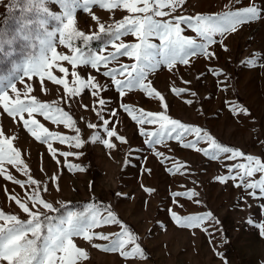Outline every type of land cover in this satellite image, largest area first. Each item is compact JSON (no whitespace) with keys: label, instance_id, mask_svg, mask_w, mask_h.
<instances>
[{"label":"rangeland","instance_id":"rangeland-1","mask_svg":"<svg viewBox=\"0 0 264 264\" xmlns=\"http://www.w3.org/2000/svg\"><path fill=\"white\" fill-rule=\"evenodd\" d=\"M8 2L4 0V4H0V42L6 44V52L4 50L1 54L5 53L8 57L0 61V70L11 69V73L0 79V92L7 93L10 103L19 97L24 102L35 100L53 109L60 108L68 113L71 121L54 124L38 113L32 117L24 113L21 119L20 116H9L0 104V132L4 133L0 140L12 141V147L21 153L20 167L24 169L18 171L7 163L0 166L4 169L0 173V211L16 215L21 220L29 219L16 200L31 208L28 197L34 189L41 199L60 210L49 213L53 216L66 215V209L81 212L92 204L100 209L101 218L107 215V210H111L137 238L147 257L125 259L119 252L102 251L110 245V241L94 239L92 244L98 245L94 248L82 237H75L73 242L87 253V258L78 264H225V261L227 264H264V237L258 228L247 223L250 218L264 223V193H260L259 189L236 187L239 180L225 179L221 182V178L228 175L229 166L248 164L247 156L264 164V63H255L264 57V18L228 34L222 44L210 46V50L215 49L211 60L192 58L195 62L190 67L178 65L179 71L175 75L165 66L150 75L151 87L164 97L163 101L152 99L138 90L126 92L121 97L110 78L100 75L105 70L103 65L100 72L90 68L86 70L80 65L73 68L67 61L53 62L51 53H48L52 64L48 71L53 77L63 79L69 89L75 81L73 72L81 78L94 77L93 82L109 85L104 90L98 89L96 96L92 95L91 89H85L69 99L70 93L64 90V85H56L47 76L41 80L35 74L24 76L22 71L13 75L29 56L39 54L40 40L46 39V36L35 21L46 17L39 16L35 11L27 13L25 18L34 23L30 28L22 29L20 10L17 8L9 13L5 7ZM249 3L250 0H184V4L178 6L176 15L221 16L229 11L242 10ZM256 3L264 7V0H256ZM49 7L56 13L62 11L56 4ZM163 11L167 13L169 10ZM132 15L122 7L109 10L96 5L91 7L90 12L77 9L75 30L97 38L90 40L87 46L81 40L74 43L85 52L107 55L115 50L112 44L120 41H115L107 32H100V24L105 29L110 26L114 29L116 22ZM169 18L166 15L158 19ZM17 20L19 24L14 22ZM13 23L17 26L13 27ZM47 27L51 31L60 25L49 21ZM183 34L195 35L190 30ZM25 36L28 38L25 39ZM122 39L138 42L133 36ZM58 41L59 34L53 41L57 54L72 55L70 49L59 45ZM153 42L160 43L158 39ZM16 58L18 62H13ZM249 61V66H245ZM120 62L134 61L121 57ZM59 67L67 71L60 73ZM107 67L118 68L119 64L113 62ZM10 84L15 85L16 92L12 91ZM99 99H106V105L101 106ZM165 104L168 105L167 110ZM122 105L133 109L136 115L141 110L166 114L187 126L198 127L223 146L240 151L242 156L234 160L224 156L211 160L203 152L185 149L175 140L167 141V146L154 145L149 149L140 129L154 131L159 125L142 126L136 123L131 115L123 111ZM101 107L115 136L104 132L105 125L98 118ZM233 107L236 112H232ZM109 109L118 115H111ZM240 109L247 111L241 114ZM31 119L43 124L50 133L68 137V141L42 143L36 140L24 127V120ZM66 123L72 126H66ZM90 124L96 127L90 128ZM97 135L100 139L93 142L92 138ZM77 136L83 142L80 148L75 147ZM105 141L114 146L108 148ZM197 147L208 148L209 145L201 143ZM156 152L163 153V156L157 157ZM164 157L168 160L161 163ZM173 160L181 168L179 173L169 171L174 167ZM7 175H11L12 180H6L4 177ZM262 176L264 174L255 173L250 180L256 181ZM29 179L35 184H30ZM17 180L20 184L15 183ZM175 192H195L197 195L190 199L177 198L173 196ZM99 201L103 204L100 205ZM37 209L47 211L39 204L33 210ZM173 213L179 222L173 219ZM208 214H211V219L199 226L187 227L183 223L188 216ZM120 230L118 225L112 224L93 231L114 238ZM131 247L128 246L129 249Z\"/></svg>","mask_w":264,"mask_h":264},{"label":"snow or ice","instance_id":"snow-or-ice-1","mask_svg":"<svg viewBox=\"0 0 264 264\" xmlns=\"http://www.w3.org/2000/svg\"><path fill=\"white\" fill-rule=\"evenodd\" d=\"M0 4H4V0H0ZM50 4L58 5L62 11L60 13L53 12L49 7ZM184 0H9L5 5L9 13L17 8L21 12V28H30L34 23L32 20L26 19L25 14L35 11L39 16L46 17L35 21L39 28L44 30L46 39L40 40L41 49L37 56H29L22 66L15 69L13 75L23 72L24 76L38 75L41 80L47 76L49 81H53L56 85H64V90L70 93L69 99L75 98L85 89H91L92 95L96 96L97 90L109 88L108 84H102L92 78H81L75 72L72 75L75 77L74 85L69 89L68 84L63 79H57L48 71L52 67L49 62L67 61L75 68L77 65L87 69H95L100 72L103 65L105 70L100 72V75L110 78L111 84L122 97L126 92L138 90L147 93L152 99L164 100V97L158 91L151 87L149 80L150 75L154 74L161 66H165L170 73L175 75L179 70L178 65L191 66L195 61L192 58L213 59L215 49L210 50V46L220 45L228 34L235 33L240 27L250 22L258 21L264 18V7H259L256 0H250L248 6L242 10L226 12L221 16L211 15H176L178 6H182ZM98 5L100 8L120 9L121 7L128 13L134 15L129 16L122 21L116 22L114 29L110 26L105 29L103 24H100V32H107L114 37V51L108 52L107 55L96 54L95 52H85L83 48L76 46L74 41L81 40L85 46L89 41L97 38L94 36L85 35L81 31L74 28L75 13L77 9H83L85 12H90L92 6ZM168 9L166 13L163 11ZM166 15L169 19L163 18ZM94 20L95 16L92 17ZM49 21H55L60 27H55L53 30H48ZM98 22V21H97ZM99 23V22H98ZM184 27H181V26ZM190 30L194 36L184 35ZM59 34V45L70 49L72 55H58L56 45L53 41ZM2 35V32H0ZM133 36L138 42H125L122 38ZM219 37V39H216ZM25 39L28 37L25 36ZM154 39L160 41L159 44L153 42ZM224 50L227 48L225 46ZM121 57H127L133 60L132 63L120 62ZM117 63L119 67L108 69L110 63ZM251 61L246 62L245 66H249ZM256 64L264 63V57ZM67 70L64 67H59V72L64 73ZM120 77H123L121 79ZM11 77H9V81ZM189 83V81H184ZM75 85H79L76 87ZM12 91L16 92L14 84H10ZM31 91V89H29ZM27 95V93H25ZM195 95V93H191ZM106 99H99V104L105 106ZM191 103V101H188ZM0 104L3 105L4 111L9 116H20L23 119V114L27 113L32 117L34 113H38L46 121L52 123H65L71 121V117L67 112H63L60 108L53 109L47 104L37 103L35 100L24 102L17 97L14 102L9 101V96L6 92H0ZM123 111L131 115L132 119L140 125H155L159 127L154 131H145L143 127L140 129L141 135L145 136V143L149 149L154 145H166L167 141L175 140L185 149H196L203 152L204 156L211 160H218L224 156L228 160H234L241 157L242 153L230 147L223 146L218 143L206 131H202L198 127L187 126L175 119L169 118L166 114H153L150 111H140L139 115L129 108L127 105H122ZM167 110L168 105H164ZM247 110L240 109V113L244 114ZM232 112H236V108H232ZM104 108L98 110V118L103 121L104 132L108 136H115L116 133L108 127L109 121L104 117ZM109 113L113 116L118 113ZM66 126H72L66 123ZM24 127L30 132L36 140L42 143H48L51 140H58L60 143L68 141V137L61 136L55 133H50L43 124H39L36 119L24 120ZM90 128H95L96 125L90 124ZM4 133L0 132V136ZM192 136L194 139H189ZM100 137L94 136L93 142L98 141ZM122 140V138H119ZM75 147H82L83 142L79 136L75 137ZM108 148L114 145L105 141ZM206 143L208 148H198L197 145ZM52 151L51 147L49 148ZM53 155L55 152L53 151ZM67 155V153H64ZM157 157L163 156V153L156 152ZM21 153L12 147V141L8 139L0 140V166L5 163L16 167L18 171H23L20 167ZM248 164H237L229 166L228 175L221 178V182L225 179L235 182L239 180L236 187L244 189H259L260 193H264V176L259 180L252 181L250 178L255 173L264 174V164L259 160H253L251 156L245 157ZM168 157H164L161 163H165ZM173 168L170 172L179 173L181 168L176 166L173 160ZM255 164L256 167H252ZM69 167H72L69 165ZM243 169V171H239ZM4 171L0 167V173ZM6 180H12L11 175L4 177ZM15 183L20 184L17 180ZM30 184H35L34 180L29 179ZM47 191V189H44ZM195 192H175L174 197L190 199L195 197ZM32 207L16 200V204L26 214L29 219L21 220L16 215L4 214L0 211V264H78L79 261L87 258V253L76 246L73 238L82 237L85 241L92 244L94 239L110 241V245L102 249L104 252H119L125 259H147L137 238L132 235L130 229L122 224L116 216L107 210V215L101 218L100 209L89 204L84 211L77 212L66 209V215L58 216L50 215L52 212H59V209L53 207L52 204L46 203L37 194V190H33V194L28 197ZM179 200H177V203ZM42 205L43 209L33 210L36 205ZM63 207V206H62ZM173 219L176 217L173 213ZM211 214L206 216H188L183 222L187 227L199 226L203 221L210 220ZM218 223V222H217ZM247 223L258 228L262 237H264V223L259 221L254 222L250 218ZM118 225L121 229L114 234V238L103 233L94 232V229L106 225ZM132 245L129 249L128 246ZM92 247H98L92 244ZM223 260L224 258L221 257ZM225 264L227 262L225 261Z\"/></svg>","mask_w":264,"mask_h":264},{"label":"trees","instance_id":"trees-1","mask_svg":"<svg viewBox=\"0 0 264 264\" xmlns=\"http://www.w3.org/2000/svg\"><path fill=\"white\" fill-rule=\"evenodd\" d=\"M14 22H18V24L20 23L19 20L14 21ZM15 26H17V24L13 23V27H15ZM9 45H11V43ZM3 51L6 52V44L3 43V42H0V56H1V58H0L1 60L0 61H3L2 59H7L8 58L7 55L5 56V53L1 54V52H3ZM13 62H18V59L16 58ZM8 70L9 71H5V70L1 71L0 70V79H2V77H6L9 73H11V69H8ZM99 204L102 205L103 202L99 201Z\"/></svg>","mask_w":264,"mask_h":264}]
</instances>
